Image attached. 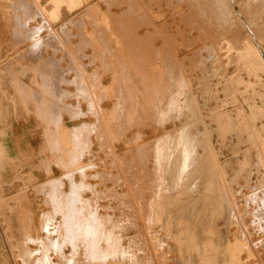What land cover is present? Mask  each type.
<instances>
[{
  "label": "rangeland",
  "instance_id": "obj_1",
  "mask_svg": "<svg viewBox=\"0 0 264 264\" xmlns=\"http://www.w3.org/2000/svg\"><path fill=\"white\" fill-rule=\"evenodd\" d=\"M93 26L112 83L58 90ZM0 264H264V0H0Z\"/></svg>",
  "mask_w": 264,
  "mask_h": 264
},
{
  "label": "crops",
  "instance_id": "obj_2",
  "mask_svg": "<svg viewBox=\"0 0 264 264\" xmlns=\"http://www.w3.org/2000/svg\"><path fill=\"white\" fill-rule=\"evenodd\" d=\"M112 13H115V12H112ZM111 17H114V16H111ZM122 17H125V15ZM70 18L67 19V21H69ZM118 28L114 27L115 30L117 29L119 30V32L122 31L123 33L129 29L128 26L122 27V28L118 27ZM67 30H70V29L66 27L65 34H67V42L65 44V48L61 47L62 49L58 52L57 50H54L52 48L47 53L44 52L45 54H47L48 57H44L42 59V60L47 61L49 65L52 66L53 71L55 68V73L56 74L59 73L58 78L62 77L61 78L62 81L70 83L68 86L61 85V83H58L56 85L57 89L67 90L69 93L76 92V86L75 84L72 83L76 78V71L73 69L76 66H80L86 74L91 75L96 71L98 75H100V78L98 80L99 85L110 86V84L112 83L111 78L106 75H101L100 72L102 70V67L105 66L103 56H104V51H106L105 46L108 44L106 42V39L107 38L109 39V36L113 35L114 32L110 30H105L104 28H100V27H94V26L92 27L91 33L95 36V40L97 42L103 41V45H102L103 48H99L98 45H95L91 42L90 40L91 37L87 39L85 38V36L83 35V32L81 31V27H79V30L75 27H71L70 32H68ZM85 30L83 31L89 37V35L87 34V30L86 31ZM68 33H69V36H68ZM70 34L72 35V37H70ZM75 35H77V37H75ZM138 50L139 49L137 48V51L133 52L135 56L138 55ZM54 52H57L55 56H53ZM72 55L77 56L78 60L74 59L75 57L72 58ZM95 57L98 58L97 61H94ZM35 60L36 59L31 60V63L34 62ZM53 71L51 73H46L45 77L48 79H51L52 81H54V83L55 82L57 83L59 79L57 78L55 80L53 78ZM36 77H37L36 81L40 82L41 84L42 78L40 76L38 77V75ZM20 81L23 82V84H28L30 81V76L27 75ZM86 106L82 104L80 105L82 110H86L87 109ZM108 108H110V106ZM66 121L68 124L71 123L68 119ZM66 126L69 128L71 127L68 125ZM16 131L17 133H15ZM39 131L40 129L37 127L36 122L31 117L26 118L25 116H22L21 118L17 120H13L11 123L10 133L8 136L9 151L10 152L17 151L18 154H24L26 152L30 153V151H33L34 153H36L39 149V146L41 145V137L38 134ZM13 139L18 140V144L16 147H15ZM36 160L37 159L33 158V159H30L29 161L35 162Z\"/></svg>",
  "mask_w": 264,
  "mask_h": 264
},
{
  "label": "bare ground",
  "instance_id": "obj_3",
  "mask_svg": "<svg viewBox=\"0 0 264 264\" xmlns=\"http://www.w3.org/2000/svg\"><path fill=\"white\" fill-rule=\"evenodd\" d=\"M215 3H217V2H215ZM219 3V2H218ZM223 3V2H222ZM215 7V6H214ZM86 10V9H85ZM95 22V21H94ZM19 24V23H18ZM62 27H63V25H62ZM61 27V28H62ZM40 28V27H39ZM49 28V27H48ZM42 29V28H41ZM153 29V28H152ZM101 30V29H100ZM97 31V30H96ZM106 32V31H105ZM231 32V31H230ZM243 32V31H242ZM37 33H38V31H37ZM100 33V32H99ZM51 34V33H50ZM38 36V35H37ZM87 39V38H86ZM56 40V39H55ZM37 42V41H36ZM70 42V41H69ZM40 44V43H39ZM32 48V47H31ZM35 49V48H34ZM83 57V56H82ZM81 57V58H82ZM24 69V68H23ZM62 76V75H61ZM85 86V85H84ZM83 126V125H82ZM81 126V127H82ZM85 126V125H84ZM83 126V127H84ZM77 129V128H76ZM76 129H74V131L76 130ZM80 128H78L77 129V132H78V130H79ZM74 135V134H73ZM75 136H76V134H75ZM155 143V142H154ZM141 148V147H140ZM159 152V151H158ZM187 154V153H186ZM156 159V158H155ZM154 160V159H153ZM157 163V162H156ZM157 165V164H156ZM141 167H142V165H141ZM156 168V167H155ZM157 169V168H156ZM159 169V168H158ZM162 169V168H161ZM158 171V170H157ZM159 172V171H158ZM163 175V174H162ZM161 176V175H160ZM159 177V176H158ZM154 178H155V176H154ZM159 180V179H158ZM153 181V180H152ZM58 183V182H57ZM137 184V183H136ZM154 185V184H153ZM163 187V186H162ZM165 187V186H164ZM161 188V187H160ZM166 188V187H165ZM72 193V192H71ZM166 193V192H165ZM57 195H59V194H57ZM73 195V194H72ZM84 203V202H83ZM88 204V203H87ZM88 208V207H87ZM92 208V207H91ZM90 208V209H91ZM94 211V210H93ZM97 214V213H96ZM236 215V214H235ZM85 216V215H84ZM84 216H83V220H85V222L84 223H86L87 225H91L92 223H93V221H96V219H95V217H96V215H95V213L94 212H90V213H88L86 216H85V219H84ZM153 217V216H152ZM238 217V216H237ZM95 219V220H94ZM82 221V220H81ZM95 224V223H94ZM89 227V226H88ZM100 231V230H99ZM86 232V231H85ZM201 259H203L202 258V256H201ZM209 259H210V257H209Z\"/></svg>",
  "mask_w": 264,
  "mask_h": 264
}]
</instances>
